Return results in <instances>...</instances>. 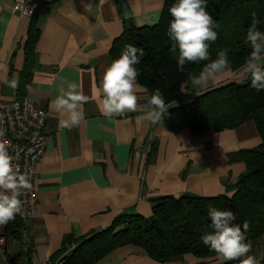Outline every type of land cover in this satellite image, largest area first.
I'll return each mask as SVG.
<instances>
[{"label":"crops","instance_id":"0c3cea01","mask_svg":"<svg viewBox=\"0 0 264 264\" xmlns=\"http://www.w3.org/2000/svg\"><path fill=\"white\" fill-rule=\"evenodd\" d=\"M21 1L0 0V101L26 96L45 112V148L34 182L37 212L0 226V264H41L66 248L69 237L101 231L123 213L150 217L160 197L232 195L245 165L228 163L227 155L261 144L253 121L217 133L193 134L187 127L169 131L144 118L149 94L143 86L136 93L137 111L108 117L101 110L100 82L112 63L114 40L127 27L157 24L164 0H31L38 7L35 18L19 15L15 7ZM33 21L39 36L21 94L19 86L12 89L3 81L21 84ZM240 69L230 67L206 88H194L189 81L168 109L237 83ZM71 83L87 101L80 109L84 120L68 129L59 127L63 117L52 101ZM249 244L247 255L262 264L264 236ZM95 264H217V259L185 254L158 262L128 245Z\"/></svg>","mask_w":264,"mask_h":264},{"label":"trees","instance_id":"16d2710c","mask_svg":"<svg viewBox=\"0 0 264 264\" xmlns=\"http://www.w3.org/2000/svg\"><path fill=\"white\" fill-rule=\"evenodd\" d=\"M164 2L158 23L125 28L114 40L110 56L112 61L118 59L129 44L143 49L140 62L134 65L139 73L138 84L148 91L149 97L159 92L166 104H172L179 99L182 87L190 81L189 73L198 75L209 61L186 62L184 72L177 70L179 51L172 50V42L167 35L172 20L169 9L177 0ZM206 11L213 18V30L218 34L215 42H208L209 60H215L220 50H227L230 67L240 69L251 51L245 35L252 14L264 21V0H207ZM37 12L38 7L32 18ZM260 27L264 30V25ZM38 36L39 30L33 21L24 46L25 67L19 85L21 94L27 85ZM250 121L255 123L262 142L256 148L227 155L228 163L245 165L231 196L160 197L154 200L150 217L123 213L101 231L77 240L69 237L66 248L50 259L62 255L71 243L76 244L75 248L64 256L63 264H95L113 250L128 245L142 248L158 262L185 254L202 259L213 258L216 253L201 240L202 235L214 231L208 215L210 207L231 211L236 217L232 224L239 225L242 231L243 223H249L245 243L261 239L264 236V90L256 91L250 86V80L220 86L198 95L191 103L168 109L161 123L169 131L187 127L193 134H200L233 130ZM240 260L225 264H240ZM261 262L264 264V257Z\"/></svg>","mask_w":264,"mask_h":264},{"label":"clouds","instance_id":"9594fccd","mask_svg":"<svg viewBox=\"0 0 264 264\" xmlns=\"http://www.w3.org/2000/svg\"><path fill=\"white\" fill-rule=\"evenodd\" d=\"M207 0H177L170 9L172 20L167 35L172 42V50L178 49L177 70L184 72L185 64L209 61L198 75L189 73V80L194 88H206L209 83H217L219 74L230 69L228 51L220 50L215 60H209V44L215 42L218 34L213 30V18L206 11ZM264 21L252 14V19L245 35V42L251 51L244 60L238 73L237 83L250 80V86L256 91L264 90ZM139 53V56L137 55ZM143 49L129 44L120 57L113 60L105 69L100 88L103 94L101 110L108 117L123 116L126 112L138 109L137 91L143 90L137 82L139 73L134 65L140 62ZM12 89L19 86L15 79L3 81ZM60 94L52 101L55 110L63 118L59 119V127L71 129L79 126L84 120L81 106L87 98L77 90L74 83L63 87ZM148 110L144 118L152 124L163 122V116L172 104H166L163 96L156 92L147 97ZM175 103V102H174ZM13 157L9 155L3 143H0V226L7 225L22 214L21 201L18 198L21 190H31L26 174H18L12 165ZM208 215L211 220L212 233L202 235V243L216 253L217 264L240 260V264H258L254 256L247 255L251 245L245 243V233L249 223H243V231L239 225H233L235 215L228 210L221 211L210 207Z\"/></svg>","mask_w":264,"mask_h":264},{"label":"built area","instance_id":"2783aa9c","mask_svg":"<svg viewBox=\"0 0 264 264\" xmlns=\"http://www.w3.org/2000/svg\"><path fill=\"white\" fill-rule=\"evenodd\" d=\"M37 5L31 0L18 3L15 10L21 17L33 16ZM46 114L26 96L13 101H0V143H3L7 152L13 157L12 165L18 174H26L31 183V190H21L18 197L21 201L22 214L16 219L28 220L37 212V197L34 188L36 167L44 153ZM2 239L0 238V244ZM75 244H71L62 255L48 259L41 264H63V258Z\"/></svg>","mask_w":264,"mask_h":264}]
</instances>
